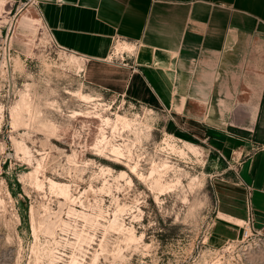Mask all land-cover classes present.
Here are the masks:
<instances>
[{
  "label": "rangeland",
  "instance_id": "obj_1",
  "mask_svg": "<svg viewBox=\"0 0 264 264\" xmlns=\"http://www.w3.org/2000/svg\"><path fill=\"white\" fill-rule=\"evenodd\" d=\"M8 1L0 18V264H264V235L213 233L214 180L227 160L163 111L112 82L106 88L117 67L87 69L56 41L38 0ZM108 60L122 62L115 49ZM118 115L139 129L114 131ZM250 137L264 145V102ZM165 164L176 185L162 192L154 180Z\"/></svg>",
  "mask_w": 264,
  "mask_h": 264
},
{
  "label": "crops",
  "instance_id": "obj_2",
  "mask_svg": "<svg viewBox=\"0 0 264 264\" xmlns=\"http://www.w3.org/2000/svg\"><path fill=\"white\" fill-rule=\"evenodd\" d=\"M38 1L56 41L85 58L87 69L117 67L106 88L112 82L117 93L173 116L181 132L227 160L214 180L213 233L242 234L249 214L264 227V145L250 137L264 102V0ZM8 2L0 0V18ZM119 43L133 50L113 64Z\"/></svg>",
  "mask_w": 264,
  "mask_h": 264
},
{
  "label": "bare ground",
  "instance_id": "obj_3",
  "mask_svg": "<svg viewBox=\"0 0 264 264\" xmlns=\"http://www.w3.org/2000/svg\"><path fill=\"white\" fill-rule=\"evenodd\" d=\"M130 47H131V45H129V44H126V43L120 44L119 43V45L117 44L116 48H114V49H115L116 53L120 54L121 52H123L125 50L131 49ZM80 94H81L82 98L85 99L86 101H91L93 99V97H91V96H87V95H84L82 93H80ZM97 115H98L97 118H100L104 124L110 125L112 123L111 118L109 116H105L104 114L99 113V112H97ZM116 120L117 121H115V124L113 127L114 131L119 129L120 127L123 129H125V128L139 129V128H136L137 125L139 124V123H137V119H129L127 117H122V116L118 115ZM101 129L103 130V134H102L103 139L100 142L102 144L104 141H107V140H106V135L104 134V127H102ZM112 152L116 155H125L123 150H121V148L117 147V146L112 147ZM164 167H165L164 170L160 171L158 173V178H155V180H154L155 188L159 189L162 192L172 190L173 187L176 185V182H173L172 180H168L164 177V175L166 174L165 170H167L169 166L167 164H165ZM132 168L134 170H136L137 164L135 166H133ZM51 184L54 188L65 189L63 186H60L57 182L51 181ZM129 239H130V237H129Z\"/></svg>",
  "mask_w": 264,
  "mask_h": 264
},
{
  "label": "built area",
  "instance_id": "obj_4",
  "mask_svg": "<svg viewBox=\"0 0 264 264\" xmlns=\"http://www.w3.org/2000/svg\"><path fill=\"white\" fill-rule=\"evenodd\" d=\"M171 119L175 121L173 116H171ZM241 226L243 228L242 237L244 239L248 240L255 236L264 235V227L262 228L256 227L252 214H249V216L245 220L242 221Z\"/></svg>",
  "mask_w": 264,
  "mask_h": 264
},
{
  "label": "trees",
  "instance_id": "obj_5",
  "mask_svg": "<svg viewBox=\"0 0 264 264\" xmlns=\"http://www.w3.org/2000/svg\"><path fill=\"white\" fill-rule=\"evenodd\" d=\"M264 101V100H263Z\"/></svg>",
  "mask_w": 264,
  "mask_h": 264
}]
</instances>
